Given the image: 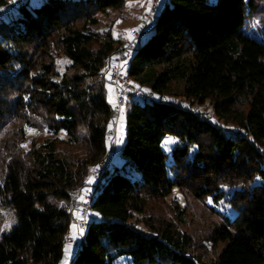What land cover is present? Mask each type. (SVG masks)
Instances as JSON below:
<instances>
[{"label": "trees", "instance_id": "1", "mask_svg": "<svg viewBox=\"0 0 264 264\" xmlns=\"http://www.w3.org/2000/svg\"><path fill=\"white\" fill-rule=\"evenodd\" d=\"M128 1L26 0L0 18V207L17 220L0 240V264L63 261L76 196L108 158L117 117L107 85L120 44L94 28ZM9 4L0 0V11ZM152 29L125 71L154 98H127L121 164L93 186L71 264H264V0H167ZM207 103L221 123L192 109ZM29 129L52 138L25 149ZM168 136L179 141L170 156ZM62 146L84 147L88 159ZM175 188L221 220L208 238L216 255L196 252L179 227L185 211L180 224H132ZM223 201L230 211L218 209Z\"/></svg>", "mask_w": 264, "mask_h": 264}, {"label": "rangeland", "instance_id": "2", "mask_svg": "<svg viewBox=\"0 0 264 264\" xmlns=\"http://www.w3.org/2000/svg\"><path fill=\"white\" fill-rule=\"evenodd\" d=\"M10 4L7 8L1 12L0 11V18H2L8 10L13 9L15 6L25 2L26 0H8ZM36 1V0H32ZM167 0H159L158 11L154 17V23L165 6ZM150 0H131L128 1L125 5L124 9L121 11H111L107 15L98 14L97 18L99 19V25L96 26L94 29L100 32L104 31H112L113 36L119 42V49L122 45H124L128 40L131 31H133L141 22L143 15L148 10ZM15 9V8H14ZM13 9V10H14ZM56 13V12H55ZM53 13L52 16L55 14ZM56 15V14H55ZM154 25V24H153ZM153 25L151 29L142 37L140 38V42H143L147 39V37L153 32ZM259 35V34H258ZM119 51V50H118ZM115 59V57H114ZM70 64L69 60L65 56H60L58 58V69L61 72H64L66 67ZM136 87H139L135 84ZM138 90L142 91L148 96H152L151 91L147 88H142ZM172 89L174 91H178V94L182 92V85H173ZM108 91V101L114 108H116V95L117 91L114 84L109 83L107 85ZM167 97V98H166ZM165 99L167 100L172 99L176 102H182L186 107L189 106V102L185 101L182 97H177V99H173L172 97L166 96ZM190 107V106H189ZM196 112L203 114L204 116L211 118L213 121L217 123L219 122L218 118H216L215 112L212 106L207 103L204 106H194L192 107ZM246 109V106L243 107ZM129 110L128 105H124L121 110V114L117 116L114 124L110 126L113 127L115 133L113 139H109V149L110 153L109 156L112 154L114 156L113 166L118 167L121 164V157L120 153L126 141V130L124 132V127L126 126L127 121V113ZM109 128V129H110ZM61 138L66 139V135L62 133ZM48 138H52L49 133L40 134L33 129H29L27 133V139L24 144L25 149H29L32 141H44ZM171 141L170 143H166L167 141ZM178 139L168 136L164 139L162 148L164 152L170 156L171 152L173 151L174 147L178 144ZM62 150L66 151V154L75 155V157L81 160H87V154L85 153L84 147L81 148H71L62 146ZM108 156V158H109ZM108 158L102 162H99L89 168V175L87 178V182L89 183L90 187L84 189L80 192L76 197L78 198L76 202V210L75 216L76 220L74 221L72 228L68 234L67 243L65 245V255L61 264H71L72 261L75 259L77 255V250L81 245L82 239L84 237V230L81 227V215L83 213V209L89 204L92 189L95 183H98L103 177V170L101 169L102 165L108 160ZM2 181L0 180V184ZM218 209H222V211H230L228 204L223 201L220 204ZM180 211H185L184 222L181 226L179 225L182 230L187 232L193 237V241L195 243L194 248L196 252L202 255V257H211L217 254V251L214 250L213 247L208 244V238L215 226L221 224V220L217 216H213L210 214L205 208L201 201L194 199L192 194L187 190H180L175 188L173 193L162 200L157 201H150L148 204L147 212L145 215H136L135 218L132 220V224L137 226L139 229L147 230L144 225V222H151L157 223L159 220H173L176 223L180 224L179 218L177 213ZM90 218V216H89ZM17 225V220L14 217L13 211L4 209L0 207V240L3 235L9 234L11 230ZM155 225V224H153Z\"/></svg>", "mask_w": 264, "mask_h": 264}, {"label": "built area", "instance_id": "3", "mask_svg": "<svg viewBox=\"0 0 264 264\" xmlns=\"http://www.w3.org/2000/svg\"><path fill=\"white\" fill-rule=\"evenodd\" d=\"M158 6L159 0H150L148 10L143 15L140 24L133 31H131L129 40L120 47L119 51L115 55V59L113 60V64L109 70L110 78L113 84L115 85L117 91V106L115 108L117 116L121 114L122 107L126 104L127 98L129 96L140 100L145 98H152V96H148L137 89L134 80L126 73L125 67L129 60L132 58V55L136 50L142 35L146 34L151 29V26L154 24V17L158 11ZM162 100L165 101L166 99L163 98ZM117 118L118 117H116V119ZM116 119L115 121H117ZM114 133L115 131L113 127H111L107 133L108 138L113 139ZM113 161L114 156H112L111 154L108 160L101 167L103 172L107 171L111 167ZM91 201L92 198L90 199L89 204L83 209V213L81 215L80 224L82 229L84 230V235L89 224V216L92 212ZM67 238L68 235L66 236V241Z\"/></svg>", "mask_w": 264, "mask_h": 264}, {"label": "crops", "instance_id": "4", "mask_svg": "<svg viewBox=\"0 0 264 264\" xmlns=\"http://www.w3.org/2000/svg\"><path fill=\"white\" fill-rule=\"evenodd\" d=\"M125 130H126V126L124 127V132H125Z\"/></svg>", "mask_w": 264, "mask_h": 264}, {"label": "snow or ice", "instance_id": "5", "mask_svg": "<svg viewBox=\"0 0 264 264\" xmlns=\"http://www.w3.org/2000/svg\"><path fill=\"white\" fill-rule=\"evenodd\" d=\"M171 141L169 140V141H167L166 143H170Z\"/></svg>", "mask_w": 264, "mask_h": 264}]
</instances>
